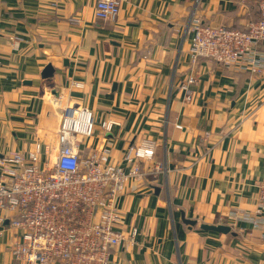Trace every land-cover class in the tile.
<instances>
[{
  "label": "crops",
  "instance_id": "1",
  "mask_svg": "<svg viewBox=\"0 0 264 264\" xmlns=\"http://www.w3.org/2000/svg\"><path fill=\"white\" fill-rule=\"evenodd\" d=\"M95 3L0 0V157L39 143L38 164H50L60 107H85L94 117L87 147L105 145L124 165L126 148L150 138L158 143L152 163L167 169L119 196L120 229L136 235L112 250V264H264V214H255L264 73L203 58L192 64L185 32L192 15L243 28L255 20L257 0H120L115 21L96 18ZM14 34L22 38L17 51L8 43ZM46 65L53 72L43 77ZM103 120L113 121L107 133ZM201 224L231 227L221 233ZM14 234L0 228V264H27L11 253Z\"/></svg>",
  "mask_w": 264,
  "mask_h": 264
},
{
  "label": "built area",
  "instance_id": "2",
  "mask_svg": "<svg viewBox=\"0 0 264 264\" xmlns=\"http://www.w3.org/2000/svg\"><path fill=\"white\" fill-rule=\"evenodd\" d=\"M257 5L258 18L243 28L205 23L192 15L185 31L190 62L203 58L236 71L264 73V0ZM119 7L120 0H96L94 15L115 21ZM69 22L77 25L79 20L71 17ZM21 42L17 34L8 37L13 51ZM194 82L190 76L182 85L185 101L191 100ZM49 101L60 107L58 98ZM112 125L111 120L101 122L104 133ZM93 133L92 112L77 104L65 105L60 107L50 164H38L39 143L35 151L14 149L0 157V228L15 233L11 246L15 259L27 264H112V250L134 241L135 228L128 237L120 229L118 198L128 183L166 172L165 164L152 163L158 143L144 138L129 145L122 165L111 161L105 145L84 144ZM255 214L258 220L264 214V179L257 183Z\"/></svg>",
  "mask_w": 264,
  "mask_h": 264
},
{
  "label": "water",
  "instance_id": "3",
  "mask_svg": "<svg viewBox=\"0 0 264 264\" xmlns=\"http://www.w3.org/2000/svg\"><path fill=\"white\" fill-rule=\"evenodd\" d=\"M52 67L50 65H46L42 72L43 77H47L52 74ZM185 223H192L189 220H184ZM201 229L205 230H211V231H216V232H221V233H227L229 232L230 228L227 225L223 224H217V225H209V224H201L200 225Z\"/></svg>",
  "mask_w": 264,
  "mask_h": 264
},
{
  "label": "trees",
  "instance_id": "4",
  "mask_svg": "<svg viewBox=\"0 0 264 264\" xmlns=\"http://www.w3.org/2000/svg\"><path fill=\"white\" fill-rule=\"evenodd\" d=\"M257 2H258V0H257ZM258 9V8H257ZM258 11V10H257ZM259 14V13H258ZM258 14L256 13V15L253 17L254 19H256V18H258ZM253 20V19H252Z\"/></svg>",
  "mask_w": 264,
  "mask_h": 264
}]
</instances>
